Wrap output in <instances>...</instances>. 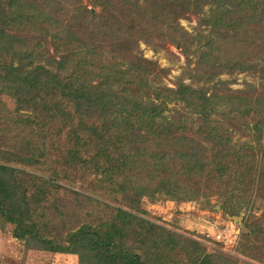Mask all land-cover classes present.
I'll use <instances>...</instances> for the list:
<instances>
[{
    "label": "trees",
    "instance_id": "obj_1",
    "mask_svg": "<svg viewBox=\"0 0 264 264\" xmlns=\"http://www.w3.org/2000/svg\"><path fill=\"white\" fill-rule=\"evenodd\" d=\"M143 43L196 49L197 64L170 86ZM235 72L257 83L233 92L221 77ZM225 90L248 127L264 123V0H0V224L79 264H239L142 206L264 182L263 124L233 148ZM246 229L237 252L264 264V211Z\"/></svg>",
    "mask_w": 264,
    "mask_h": 264
},
{
    "label": "rangeland",
    "instance_id": "obj_2",
    "mask_svg": "<svg viewBox=\"0 0 264 264\" xmlns=\"http://www.w3.org/2000/svg\"><path fill=\"white\" fill-rule=\"evenodd\" d=\"M181 25L191 33L197 31L199 19L189 15L180 20ZM144 56L156 61L163 68H170L171 73L165 80L170 86L178 82L185 72L186 66L194 68L197 64L199 52L193 50L190 55H185L176 46L169 45L165 49L155 51L152 47L141 45ZM222 80L233 92L241 91L247 83H257L256 78L248 73L222 74ZM186 83L189 78L184 77ZM221 86V85H219ZM227 88V89H228ZM230 95L229 101L224 106V115L218 116L227 131V137L233 148L240 153L246 149V144L256 146V138L252 126L260 118L250 121L252 126H247L241 118V112H231L238 109L241 94L225 90ZM234 104V106H232ZM185 110L181 109L180 114ZM11 185L15 184L14 177L8 175ZM262 183V184H261ZM226 198H231L227 203ZM251 199V202H243ZM143 208L155 218L157 222L178 233L196 238L202 243L207 253L219 250L228 252L239 259V264H263L259 261L241 256L237 249L243 234L247 233L246 224L252 215H261L264 211V182L260 181L251 187L237 179L232 188H224L217 195L209 199L196 201H174L164 196L158 199H144ZM15 226L8 223L0 224V264H79L76 255L61 254L48 251L27 250L24 241L14 236ZM222 235L221 238L218 236ZM165 264H188L185 256H178L173 262Z\"/></svg>",
    "mask_w": 264,
    "mask_h": 264
},
{
    "label": "built area",
    "instance_id": "obj_3",
    "mask_svg": "<svg viewBox=\"0 0 264 264\" xmlns=\"http://www.w3.org/2000/svg\"><path fill=\"white\" fill-rule=\"evenodd\" d=\"M218 237H219V238H221V237H222V235H219Z\"/></svg>",
    "mask_w": 264,
    "mask_h": 264
}]
</instances>
